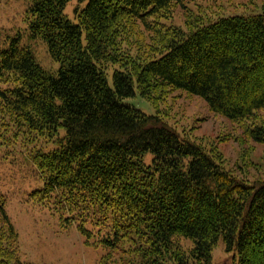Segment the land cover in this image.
Listing matches in <instances>:
<instances>
[{
  "label": "trees",
  "instance_id": "trees-1",
  "mask_svg": "<svg viewBox=\"0 0 264 264\" xmlns=\"http://www.w3.org/2000/svg\"><path fill=\"white\" fill-rule=\"evenodd\" d=\"M25 1L29 36L58 62L45 69L18 34L0 44V153L25 148L39 180L26 197L101 245L99 264H216L219 241L231 264H264V178L128 101L183 90L264 144V7L210 21L192 0H76L70 19L69 0ZM178 6L184 27L164 21ZM5 203L0 264H31Z\"/></svg>",
  "mask_w": 264,
  "mask_h": 264
},
{
  "label": "rangeland",
  "instance_id": "rangeland-1",
  "mask_svg": "<svg viewBox=\"0 0 264 264\" xmlns=\"http://www.w3.org/2000/svg\"><path fill=\"white\" fill-rule=\"evenodd\" d=\"M26 5L25 0H1L0 44L6 45L9 38L18 34L19 44L30 47L36 60L45 69L55 72L58 62L49 56L45 42L40 37L29 36L24 18ZM75 5L76 0H69L64 7V13L70 19H73ZM186 5L214 21L220 16L259 13L264 0H192ZM164 21L184 27L182 8L178 6L172 17ZM132 27L139 31L136 36L141 38L140 43L148 45L151 42V32L143 29L139 22H134ZM130 37L131 45L135 36L132 33ZM157 93L152 99L136 95L128 101L146 113H158L238 175L250 179L264 178V144L249 137L248 123L214 113L203 98L183 90L165 89ZM260 116L259 120L264 123V110ZM26 153L25 148L5 155L0 153V194L5 197L6 211L18 234L19 256L31 264H99L105 252L101 245L87 244L74 226L64 230L56 215L26 197L39 182ZM259 248L254 246L255 256L264 254V244ZM211 255L216 264L232 262V253L224 250L221 241L213 247Z\"/></svg>",
  "mask_w": 264,
  "mask_h": 264
}]
</instances>
